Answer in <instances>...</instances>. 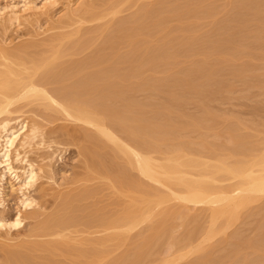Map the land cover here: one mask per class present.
Returning <instances> with one entry per match:
<instances>
[{
	"label": "bare ground",
	"instance_id": "6f19581e",
	"mask_svg": "<svg viewBox=\"0 0 264 264\" xmlns=\"http://www.w3.org/2000/svg\"><path fill=\"white\" fill-rule=\"evenodd\" d=\"M57 1L12 0L10 4L0 5V29L8 31L15 25L25 23L24 27L29 28L28 25L37 22L42 16L50 19L51 23L53 21L54 28L58 24L62 25V19H57L59 23L56 22V25L49 17ZM125 1L109 0L105 9L85 5L77 9V15L71 11L63 17L76 16L75 22L78 24L74 30L77 32L85 15L96 19L113 15ZM201 1L154 0L142 3L135 14L118 19L107 32L105 28L99 29L100 33L105 32L101 43L82 59L59 60L64 54L78 50L91 35L69 44L63 42L67 32L56 33L37 53L27 51L30 46L38 47L35 42H25L11 49L0 44V208H5L7 188L18 192L15 193L18 195L15 199L18 204L15 214L7 215L6 210H3L6 215L0 214V252L5 264H71L72 259H98L107 244L131 240L138 242L133 251V258L137 259L160 224L165 225V220L173 215L187 216V213L177 208L156 211L158 203L172 198L180 201L184 207L188 203L211 204V223H215L214 217L218 215H228L230 222L241 208L264 194V146L250 155L248 151L252 149L251 142L236 134L237 137L232 141L235 146L228 149L231 157L229 163L218 157L208 164L189 157L182 145L172 143V135L179 129V125L171 119L172 116L169 118L170 113L180 112L176 109L185 95H199L205 87L215 85L214 70L200 61L181 68L166 79L154 76L145 79L142 75L144 68L154 70L161 64L166 66L174 63L180 52L186 56L193 52L192 43L197 40L195 36L180 42L148 43V34L163 27L171 17L183 18L196 14ZM236 2L232 6V13L238 19L251 21L264 17L260 14L264 12V0ZM228 28V23L217 27L216 39L211 40H217L213 47H218L220 41L229 44L235 39L232 33H227ZM260 33L264 31L258 29L256 34ZM203 41L209 39L204 38ZM123 42L128 45V49L121 52L119 45ZM159 88L166 90L167 94L166 104L161 108L150 106L147 101L134 97L137 90ZM22 100H43L44 108L61 111L66 119L76 123L57 126L55 133H52L81 139L79 147L84 160V172L76 180L80 183L63 193L53 209L42 218H38L41 212L32 208L36 201L30 194L36 180H42V165H36L35 161H44L46 166H51L50 162L56 155L53 156V152L49 151H38L40 144L50 140L38 137L41 127L35 120L20 118L19 115L10 117V114L20 112V109H13V106ZM11 121L15 124L11 125ZM194 123L195 120L191 122ZM158 142L164 143L163 150L158 147ZM26 147L31 149L27 150ZM155 151H161L163 156H153ZM29 152L35 153V156H27ZM219 175L234 181L228 186L216 184ZM94 178H108L112 181L114 192L119 197L114 199L108 213L96 218L82 214L89 207L88 199L95 197L100 188L99 185L86 184ZM155 183L165 189H159ZM36 187L41 195L46 194L43 184ZM25 209L35 219L29 237L37 239H21L13 243L5 241L10 230L19 225L21 227L20 223L25 218V212L21 216V210ZM156 215L159 216L158 223L153 224ZM93 222L100 230L110 231L94 238L83 236L82 233L88 232ZM142 223L145 224L142 231L131 234ZM209 232L208 235L212 234ZM197 246L189 250L198 251L200 247ZM127 258L120 256L105 262L122 264V260ZM210 258V255L203 254L190 264H207Z\"/></svg>",
	"mask_w": 264,
	"mask_h": 264
},
{
	"label": "rangeland",
	"instance_id": "374dc122",
	"mask_svg": "<svg viewBox=\"0 0 264 264\" xmlns=\"http://www.w3.org/2000/svg\"><path fill=\"white\" fill-rule=\"evenodd\" d=\"M11 1L0 0V5L10 4ZM59 1L52 8L49 17L55 23L58 22L57 19L60 18L59 21L62 19V25L58 22L56 23L58 27L54 28V22L52 21V24L49 21L50 19L42 16L37 22L31 23L30 26L28 23L29 28L24 27L25 23L24 25H13L14 27L12 26L13 28L8 31L5 30L6 32L0 29V44L5 45L7 49H11L25 42H35L39 44H35L38 47L30 46L27 51L37 53L40 51V47L44 46V43L56 33L67 32L63 42L69 44L71 42L76 43L77 40H83L91 35L90 39L74 53H67L59 58L63 61L82 59L97 49L102 41L103 33L113 28L118 19L132 16L142 3H150L154 0H127L120 4V8L116 13L101 16L102 18L96 19L90 15H85V19L80 23V30L77 32L74 30L78 24L75 22L76 16L64 18L65 14L72 11L74 15H77V9L85 5L105 9V4L109 0ZM235 3H237L236 0H202L196 14L183 18L171 17L163 27L148 34V43H160V41L180 42L194 36L197 40L192 43L193 52L190 55L186 56L180 52L174 63H169L166 66L161 64L154 70L144 68L142 75L145 79L150 76L166 79L181 68L192 66L200 61L205 62L216 74V76L214 75L215 82H217L215 85L218 83L219 85L205 87L204 90L199 92V95H185L180 106L176 109L180 112L174 111L169 115V118L172 116L171 119L179 125V129L172 135V143L182 145L189 157L198 158L208 164L213 163L218 157L229 163L231 157L228 155V149L230 150L235 146L232 141L233 138L237 137L236 134L246 137L251 142L252 149L248 151L250 155L264 146V33L256 34L258 29L264 31V17L251 21L240 20L232 13V6ZM260 14L264 15V12L261 11ZM229 17L232 19L228 20ZM223 23L229 24L230 28L226 31L232 33L235 39L229 44L220 41L219 46L215 48L213 45L216 44L217 40L214 42H211V40L216 39L217 27ZM104 28L105 32L100 33L99 29ZM204 38L209 39V41L204 42ZM127 49L128 45L125 42L119 45L121 52ZM22 55L24 54L22 53ZM51 86H54V84L49 85L47 88H51ZM206 93L208 94L205 95ZM166 96V90L160 88L137 90L134 93L137 100H145L150 106L158 108L165 106ZM13 109H20V112L12 113L10 117L19 115L20 118L25 117L27 120H35L41 127V133L38 137H42L45 141L50 140L40 144L38 151L53 152V156L56 155L57 157H55L56 159L53 157L56 161L51 160V162L55 161V163L53 161V166L50 162L52 167L46 166L44 161H35L36 165H42L40 170L42 180L40 181L38 178V183L36 180L35 186L30 189V194L32 197L34 196L33 198L36 201L32 208L38 209L41 212L38 218H42L53 209L63 193L70 191L80 183L76 180L84 172V160L79 147L81 139L70 138L62 134L60 136L57 132L53 134L57 126L71 125L76 122L66 119L59 110L54 111L51 108H44L43 100H38V102L22 100L17 102ZM34 112L36 113L34 114ZM193 120H195V126L191 124ZM13 124L15 122L11 121V125ZM157 144L161 150L165 148L164 143L158 142ZM25 149L28 150L31 147ZM32 155L35 156V153H27V156L32 157ZM152 155L159 158L163 156V153L155 151ZM15 165L20 164L16 163ZM51 169L54 170L51 171ZM191 173L195 174V171ZM217 178L216 184L221 185L228 186L234 181V179L229 180L224 175H219ZM39 181L45 187V195H41L37 189L38 187H36L40 184ZM86 184L99 185L100 188L97 190L95 197L88 199L89 207L82 214L96 218L99 215L108 213L113 207L116 195H118L114 192L112 181L108 178H94ZM154 185L159 189H165L158 183ZM6 190L5 208H0V214L6 215L3 211L6 210L7 215H13L18 209L17 200H15L18 195H15L16 190L11 188ZM176 200L169 198L165 200L166 202L158 203L155 207L156 211L162 209L171 211L177 208L187 213V216L177 215L175 217L173 215L169 220H167L168 218L165 220V225L160 224L150 242L143 249L141 248L142 252L137 259L133 258V251L138 242H132L133 240H131L111 242L103 247L102 254L99 255L98 259H72L71 264H99L102 260H104V263L102 261L101 264H106L111 259L120 256H128L127 259L122 260V264H190L203 254L211 256L207 264H264V194L255 197L253 201L241 208L237 212V217H232L233 219H230V222H228V215H218L220 217H214L216 220L215 223L212 222L214 224L211 223L210 218V216L212 217L211 204L188 203L185 204L188 207L186 208L184 204ZM24 212L25 218L23 217L24 222L22 223V219L20 223L21 227L19 228V225L14 228L15 230H10L7 239H4L5 241L13 243L21 239H37V237H29L31 224L35 219L28 215V209L21 210V216ZM158 217L156 215L153 219V224L158 223ZM84 218L83 216L82 219ZM225 219L227 220V226ZM95 224V222L91 223L88 227L89 231L82 233V235L94 238L110 231V229L100 230V227ZM144 225L142 223L137 226L131 231V234L142 231ZM208 227H210L209 230H207ZM192 229L194 230L193 233L187 235ZM207 231H211L212 234L208 235ZM213 231L215 232L213 233ZM185 235L187 236L185 237ZM170 242H173V244H170ZM197 245L200 247L198 251L189 250L190 247H196ZM59 258L62 257L59 256ZM0 264H5L1 252Z\"/></svg>",
	"mask_w": 264,
	"mask_h": 264
}]
</instances>
